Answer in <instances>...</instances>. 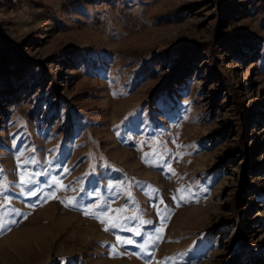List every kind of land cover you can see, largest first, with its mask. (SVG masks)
<instances>
[{
	"label": "rangeland",
	"instance_id": "obj_1",
	"mask_svg": "<svg viewBox=\"0 0 264 264\" xmlns=\"http://www.w3.org/2000/svg\"><path fill=\"white\" fill-rule=\"evenodd\" d=\"M66 3L0 0V264H264V0Z\"/></svg>",
	"mask_w": 264,
	"mask_h": 264
},
{
	"label": "trees",
	"instance_id": "obj_2",
	"mask_svg": "<svg viewBox=\"0 0 264 264\" xmlns=\"http://www.w3.org/2000/svg\"><path fill=\"white\" fill-rule=\"evenodd\" d=\"M83 0H67L66 7L73 6ZM202 44L200 43H194L190 45L185 46H172L168 48H162L154 53L153 56H151L144 64V67H153L155 65V61H160L161 63L166 62L168 59H170L172 56L176 55L179 52H184L185 54H194L197 53L200 49ZM78 48H72L71 51L76 52L78 51ZM210 58H212L213 61L216 62L217 57L215 55H210ZM21 67L19 65L14 66L11 68L4 59L0 60V79L2 74L5 75H14L15 79H18L21 77ZM4 85V80L0 82V87Z\"/></svg>",
	"mask_w": 264,
	"mask_h": 264
},
{
	"label": "snow or ice",
	"instance_id": "obj_3",
	"mask_svg": "<svg viewBox=\"0 0 264 264\" xmlns=\"http://www.w3.org/2000/svg\"><path fill=\"white\" fill-rule=\"evenodd\" d=\"M0 171H2V170H0ZM35 175H39V173H36ZM33 183L34 184H38L39 182L33 180ZM53 183H55V181H53ZM20 186L23 187V188H25V189H27V190H29L30 195H32V196H37L38 197L40 194H42V190L38 191L36 187H32L31 184H28V183L24 182L23 180L21 181V185ZM48 186L51 187V184H49ZM0 195H4V194L3 193H0ZM4 198L5 199H8V197L6 195H4ZM174 199H175V197H174ZM185 202H187V201H185ZM16 211L17 210L13 209V212H16ZM14 223H16L15 220H9L8 224H0V231L7 229L10 224H14ZM114 227H119V225H114ZM105 230H107V229H105ZM136 235L139 236L141 234L139 232H137ZM119 239L120 238L117 237V240H119ZM156 240L159 241L160 240V237L157 236L156 237ZM127 243L132 244L133 241L131 239H128ZM146 254L149 255V256L153 255V253H151V252H148ZM149 264H150V262H149Z\"/></svg>",
	"mask_w": 264,
	"mask_h": 264
}]
</instances>
